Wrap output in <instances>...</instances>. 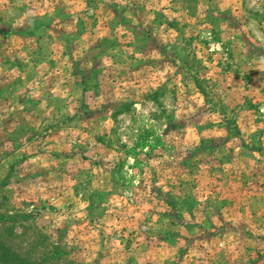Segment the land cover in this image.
<instances>
[{"label": "rangeland", "instance_id": "obj_1", "mask_svg": "<svg viewBox=\"0 0 264 264\" xmlns=\"http://www.w3.org/2000/svg\"><path fill=\"white\" fill-rule=\"evenodd\" d=\"M264 264V0H0V264Z\"/></svg>", "mask_w": 264, "mask_h": 264}, {"label": "trees", "instance_id": "obj_2", "mask_svg": "<svg viewBox=\"0 0 264 264\" xmlns=\"http://www.w3.org/2000/svg\"><path fill=\"white\" fill-rule=\"evenodd\" d=\"M27 264H44L43 259L28 260Z\"/></svg>", "mask_w": 264, "mask_h": 264}]
</instances>
